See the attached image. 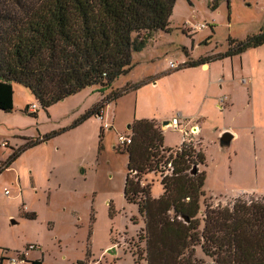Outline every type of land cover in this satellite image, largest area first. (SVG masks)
<instances>
[{
	"label": "rangeland",
	"instance_id": "obj_1",
	"mask_svg": "<svg viewBox=\"0 0 264 264\" xmlns=\"http://www.w3.org/2000/svg\"><path fill=\"white\" fill-rule=\"evenodd\" d=\"M168 28L149 35L130 72L110 88L87 87L43 110L29 90L14 86L13 111H0V164L27 139L54 135L0 175V264L26 251L18 264H145L144 218L124 199L128 156L117 142L118 135L131 139V125L142 119L186 115L190 147L204 159L189 165L204 178L200 218L204 204L264 197V45L208 63V71L186 68L264 35V0H177ZM132 86L138 88L110 102L109 129L95 116L73 127L102 99ZM155 125L164 146L149 150L156 156L140 176L152 199L162 195L161 181L172 173L165 161L183 137ZM226 132L234 139L221 147ZM195 256L201 259L199 248Z\"/></svg>",
	"mask_w": 264,
	"mask_h": 264
},
{
	"label": "trees",
	"instance_id": "obj_2",
	"mask_svg": "<svg viewBox=\"0 0 264 264\" xmlns=\"http://www.w3.org/2000/svg\"><path fill=\"white\" fill-rule=\"evenodd\" d=\"M176 1L0 0V111H13V86L29 90L43 110L87 87L110 88L130 72L132 55L142 50L150 34L169 30ZM261 45L264 35L248 37L226 54L191 62L186 68ZM137 88L111 93L73 127L91 116L100 117L107 104ZM25 111L29 113L28 108ZM131 132V144L124 146L128 163L123 196L144 218L145 264H264V197L204 204L200 218L204 178L192 175L189 165L204 159L194 156L191 147H182L165 161L171 162L172 173L161 181L162 195L152 199L140 186V176L156 156L149 150L162 148L163 136L148 120L135 121ZM53 135L27 139L0 164V174L21 152ZM196 248L201 259L195 256Z\"/></svg>",
	"mask_w": 264,
	"mask_h": 264
},
{
	"label": "built area",
	"instance_id": "obj_3",
	"mask_svg": "<svg viewBox=\"0 0 264 264\" xmlns=\"http://www.w3.org/2000/svg\"><path fill=\"white\" fill-rule=\"evenodd\" d=\"M201 28H204V26H202ZM169 68L170 69H177V65L175 63H172L170 62L169 64ZM243 84H246V81L243 80L242 81ZM223 102V100H221ZM36 106H32L31 108H35ZM35 112V111H33ZM33 112H30V113H33ZM99 119H101L102 117H98ZM181 117L180 116H177L175 117L174 119H172L171 121H169V123L166 125V126H163L164 129H173L175 131H178L183 137H182V143L180 144V146L178 147V150L177 152H179L181 150L182 147H190V146H193V140L191 139V132L188 133L184 128H181L180 127V124H179V119ZM103 128L104 129H109V125L105 122L104 125H103ZM117 142L119 145H122V146H128L131 144V139L130 138H127L125 136H122V135H118L117 137ZM3 146H5V144H2ZM167 166H169V169H171V163L167 164ZM172 170V169H171ZM5 195H8V190H5ZM28 251L30 250H33V247L30 246L29 249H27ZM26 252H23V253H20L18 254L17 258H11L9 261H8V264H18V263H21L23 260H25L26 258Z\"/></svg>",
	"mask_w": 264,
	"mask_h": 264
},
{
	"label": "crops",
	"instance_id": "obj_4",
	"mask_svg": "<svg viewBox=\"0 0 264 264\" xmlns=\"http://www.w3.org/2000/svg\"><path fill=\"white\" fill-rule=\"evenodd\" d=\"M183 62H181V64H182ZM195 68H199V70H206V71H208L209 69H210V65L209 64H204V65H201V66H198V67H194L193 69H195ZM156 85H158V83L157 84H155L154 83V86H156ZM14 92H15V89H14V86H13V96H14ZM226 103H228V107L231 105L230 104V100L228 101H226ZM13 104H14V101H13ZM216 104V108H217V106H219L217 103H215ZM221 105H222V108H223V105H224V103H221ZM110 106V103L109 104H107V106L105 107V109L103 110V112L101 113L102 115H101V119H99V118H97L98 119V121H100L101 123H103V122H109L110 123V125H113V118L112 117H110V112L108 113V108H110L109 107ZM172 115V114H171ZM177 116H180L181 118L179 119V124H180V127L181 128H184V121H185V117H186V115H184L183 114V112L182 111H179L178 113H176L174 116H163L162 118H160L158 121L156 120V119H153V120H148V121H154L155 123H159L160 125L163 123V122H165V121H171L172 119H174L175 117H177ZM188 117V116H187ZM196 117H198L199 119H201V110H200V113L198 112V114L195 116V118ZM191 118H194V117H191ZM142 120H145V119H142ZM114 121H115V119H114ZM140 121V120H139ZM131 125V124H130ZM130 125H128L127 126V129L129 128V126ZM198 128V130H199V127H197ZM163 132L164 131H162V135H163ZM178 132V131H177ZM179 133V132H178ZM180 134V133H179ZM233 139H234V137H233ZM233 139H232V141H233ZM163 146H164V139H163ZM165 148H168V147H165ZM11 167V166H10ZM9 169H11V168H9ZM9 169H7V170H9ZM1 175V174H0Z\"/></svg>",
	"mask_w": 264,
	"mask_h": 264
},
{
	"label": "water",
	"instance_id": "obj_5",
	"mask_svg": "<svg viewBox=\"0 0 264 264\" xmlns=\"http://www.w3.org/2000/svg\"><path fill=\"white\" fill-rule=\"evenodd\" d=\"M169 122L168 121H165V122H163L162 124H161V126L163 127V126H166L167 124H168ZM232 139H233V136L230 134V133H223L222 135H221V137L219 138V145L221 146V147H227V146H229L230 145V143H231V141H232ZM196 167H193V169H192V175L193 174H195V172H196ZM185 221L187 222V219H185ZM107 253L108 254H114L115 253V250L112 248V249H109L108 251H107Z\"/></svg>",
	"mask_w": 264,
	"mask_h": 264
},
{
	"label": "bare ground",
	"instance_id": "obj_6",
	"mask_svg": "<svg viewBox=\"0 0 264 264\" xmlns=\"http://www.w3.org/2000/svg\"><path fill=\"white\" fill-rule=\"evenodd\" d=\"M102 126V125H101Z\"/></svg>",
	"mask_w": 264,
	"mask_h": 264
}]
</instances>
